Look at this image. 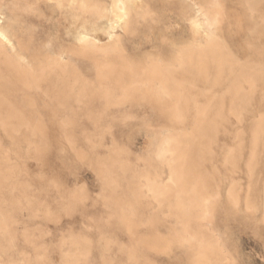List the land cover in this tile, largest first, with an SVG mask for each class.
<instances>
[{
    "label": "rangeland",
    "instance_id": "rangeland-1",
    "mask_svg": "<svg viewBox=\"0 0 264 264\" xmlns=\"http://www.w3.org/2000/svg\"><path fill=\"white\" fill-rule=\"evenodd\" d=\"M97 1L108 10L113 2ZM218 1L223 9L218 33L226 43L221 51L253 66L259 62L254 46L264 55V1ZM136 4L128 32L117 25L113 30L134 65L149 56L172 64L187 44L201 39L191 21V0ZM112 18L63 0H0V23L15 25L8 31L14 50L35 66L24 68L23 60L0 46V264H197L200 251L177 240L183 227L171 214L175 192L158 207L144 186L148 174L169 182L170 167L162 166L158 152L175 128L172 119L151 100L134 95L122 101L115 78L100 76L112 72L99 62L101 52L99 58L70 52L82 34L109 47ZM60 56L65 64L54 66ZM208 65V78L198 72L181 77L189 99L183 129H193L195 120L222 123L206 128L220 132L215 144L192 148L200 165L188 182L205 178L210 196L209 211L195 220L192 233H202L212 245V264H264V142L258 158L250 160L252 130L264 128V93L244 95L250 102H242L228 92L242 81L243 70L225 69L217 76ZM26 69L31 77L23 74ZM205 106L208 117H196ZM242 106L246 109L238 110ZM237 149L243 153L235 156Z\"/></svg>",
    "mask_w": 264,
    "mask_h": 264
},
{
    "label": "bare ground",
    "instance_id": "bare-ground-1",
    "mask_svg": "<svg viewBox=\"0 0 264 264\" xmlns=\"http://www.w3.org/2000/svg\"><path fill=\"white\" fill-rule=\"evenodd\" d=\"M63 1L67 5H71V4L76 3L80 6H82V8L85 11L95 12L98 16H103L109 12L113 17L112 19H109L110 24H109L108 28L111 29V31L107 30L108 37L110 40V43H109V45L107 44V46H109V47H105L106 45L105 46L104 45H98V43H96L93 40L94 38L92 39L89 34H82L80 36V39L78 42V48L73 50V51H70V52H72L73 54H76L77 51H80L81 54H87L89 56L93 55L94 58L99 52H101L99 54H102L101 55L102 60L100 59L99 62L101 63V61H102L101 65H103V66H104V64H105V66L109 65L112 72H110V73L105 72L106 73L105 75H102L103 74L102 73L100 76L103 78H106V79L107 78L108 79L109 78H115L114 79L115 83L117 85H121L120 88L122 90V96H121L122 101L130 99L134 95H137L138 98L141 100H151V101L159 104L162 107L163 113L172 119L170 124L172 126H174L175 128L172 130H169L170 134L166 137L164 146L158 152V157L160 158V160L162 162L161 163L162 166H163V164H165V165L170 167V175L168 176L169 182L167 184H162L159 182V180H156L154 177H153L154 178L153 179L152 176H150V174H148V175L144 176V178H145L144 186L146 187L147 192L150 193L151 196L159 204L158 207H160V205L162 206L163 204H165L167 202L169 194H173L175 192V194H176L175 203H173V204L171 203L172 204L171 206L172 207L174 206L171 214L178 219L181 227H183L181 232L177 236V240H179L180 242H187V243H189V246H193V247L195 246L200 251L199 257L197 258L198 259L197 264H212L213 260H215V255H214L212 245H210V246L208 245V240L202 233H192V226H193V223L195 222V220H197L198 217H201L203 214L204 215L207 214V212L209 211L208 207H209V203H210V196L208 194H206L207 193L206 181H205V178H202V179H200L199 182H195L194 181L195 178L191 177V181L188 182V176H190V175L192 176L193 168L195 165H200V164L196 163L198 161L197 159H196L197 160L196 161V160H194V158L191 157V155L194 154V152H193L194 150L192 149L193 146H207V145L210 146L212 144H215L217 141V137L220 135L219 134L220 132H218L217 130L206 129V128H210V126H217L218 127V125H221L222 123H220L221 121L220 122H213V121L212 122H205V121L195 120L192 123L193 129H191L190 131L187 129L186 130L183 129V126L185 125L184 119L186 117L185 111L188 108L189 99H188V95H187L188 93L185 89L186 87L184 88L185 85H184V82L181 80V77L185 78V77L190 76L191 73L198 72L200 77L208 78L209 77L208 70H210V67L208 64H212L216 67L217 76H220L222 71L225 69H228L230 71H233V70L241 71V70H243L238 75L242 78V81H238V82L234 83L235 89L230 90L228 93L229 94H236L237 96H240L237 99L241 100L242 102L243 101H245V102L249 101L250 102V99H249L250 97L249 98L244 97V95L245 96H247V95L251 96L254 94H258L259 92L264 93V89L262 91H258V85L264 86V68L262 67L263 65H261L264 63L263 51L256 49L257 45L254 46L255 54H258L257 55L258 58H256V59L257 60L259 59L260 63L256 62L257 64L255 63V64H253V66L246 65V64L243 65V64H241L242 62H240V60H238L236 58V56L234 57V56L230 55L229 53H225L224 51H221L220 47L226 45L225 40L223 38L224 36H222L218 33V30L220 29V24H221V17L223 15L222 3H220L218 0H206L203 3L197 2L196 0H191L194 4V9H195V16L191 18V21H192L193 26L195 28V32L197 33L196 35H200L201 39L196 40L193 43L187 44L185 46V49L186 48L187 49L184 51L178 52V54L175 57V61L172 64H166L164 62V60H161L159 58H153V57L149 56L146 59L145 64H143V65L140 64V65L136 66V65H134L135 63H132V61L127 56H125L123 49L121 47L122 45L119 46L120 38H117V36H119V35H116L113 32V30H115L117 28V26H119L124 30L123 32H128V29H129L131 22L138 15L137 11H138L139 7H138V4H136V3L139 0H113L111 8L109 10L105 7H102L97 0H63ZM263 1L264 0H251V2H255L258 4H261ZM239 16H241V15H239ZM111 21H113V22H111ZM237 24L239 26V23H237ZM241 24H242V22H241ZM13 25L9 24L8 26H6V25H3L2 23H0V46L2 45L3 48H9L13 52L15 57L18 59V61H20V60L24 61V59H22L21 56L17 55V52L14 50L13 44H11V40L8 37V31L10 29H13V27H15V25L14 26ZM11 26H12V28H11ZM93 26H95V25L93 24ZM96 31L98 32V30H96ZM100 31H102V29ZM12 32H14V30L13 31L11 30V35L13 34ZM259 35H261V34H259ZM13 36L15 37L14 34L12 35V37ZM257 37H258V34H257ZM14 39H16V37ZM256 39H254V37H253V40H256ZM188 49H190V50L188 52H186ZM66 52H68V51H66ZM233 54H234V52H233ZM246 54L247 53L245 52V55ZM234 55H236V54H234ZM96 57H98V56H96ZM248 57H250V56H248ZM238 58H240V57H238ZM63 61H64L63 57L60 56L59 58H57L53 61L55 63L54 66H62L63 64H65V63H63ZM40 62L44 63V61H40ZM24 63H25L24 68H27L29 70H31L35 67L33 65V63H28L26 61H24ZM48 67H50V66H48ZM15 68H17V67H15ZM27 69L23 74H27L31 77L32 73H29L30 71H28ZM261 69H263V71H261ZM101 70L104 71V69H102V67H101ZM21 78H23V77H21ZM207 82H208V80H207ZM59 84H60V82H59ZM191 84H193V83H191ZM246 84L249 85V90L245 89L247 87L244 88V85L246 86ZM186 86H187V84H186ZM196 87H197V85H196ZM119 94H120V92H119ZM205 95H203V97ZM110 98L111 97H109L107 99L110 100ZM198 99H200V98H197L196 101H198ZM230 100L232 101L233 99H230ZM195 105H196V103H195ZM249 105H251V104H249ZM209 106H210V104H209ZM209 106H205V107H201V108L199 107L198 110L200 109L202 111H199V113L196 115V117H198V116L203 117V118L208 117L206 110L210 109ZM224 109L236 110V108H234V107H224ZM245 109H246V107L242 106L238 110L243 111ZM192 112H193V110H192ZM239 114H240V112H239ZM236 117H239V115H236ZM226 118H228V117L226 116ZM233 118H235V117L233 116ZM239 119H240V117H239ZM223 120L227 121L226 119H223ZM236 123L234 126H236ZM240 130H242V133L244 132L243 131L244 129H240ZM16 134H18V133H16ZM224 134H226V133H224ZM237 134L239 135L240 133L237 132ZM252 137H253L252 144L254 146L255 152L253 153L252 159L250 158V160L254 161L258 158V155H259L258 151H257L259 145L264 142V128L253 129L252 130ZM236 140H239V139H236ZM231 141L233 142L234 140H231ZM238 144H240V143H238ZM236 147L238 148L237 145H236ZM229 152H231V151H229ZM168 153H170L169 157L167 156ZM238 153L242 154L243 151L241 149H237V151H235L233 153V155L236 156V155H238ZM208 154H209V156H211L212 149H209ZM205 156H206V154H202L201 160H206ZM233 158H234V156H233ZM223 175H224V173H223ZM195 176H196V174H195ZM229 177H231V176H229ZM197 180H199V179L197 178ZM139 181L142 182L141 180H139ZM141 184L142 183H140V185ZM212 189H214V188H212ZM24 202H25V200H24ZM187 207H189L190 209L188 210ZM126 221H127V219H126ZM6 227H7V225H6ZM190 228H191V231H190ZM148 237H149V235H148ZM210 239H212V238H210ZM11 243H10V245H12ZM13 245H15V244H13Z\"/></svg>",
    "mask_w": 264,
    "mask_h": 264
}]
</instances>
